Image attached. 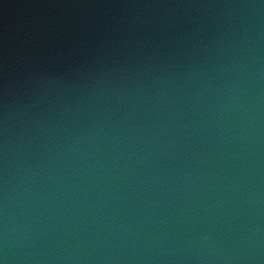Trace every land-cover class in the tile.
<instances>
[{
  "label": "water",
  "instance_id": "95a60500",
  "mask_svg": "<svg viewBox=\"0 0 264 264\" xmlns=\"http://www.w3.org/2000/svg\"><path fill=\"white\" fill-rule=\"evenodd\" d=\"M0 264H264V0H0Z\"/></svg>",
  "mask_w": 264,
  "mask_h": 264
}]
</instances>
